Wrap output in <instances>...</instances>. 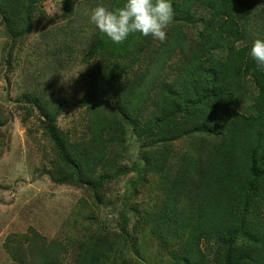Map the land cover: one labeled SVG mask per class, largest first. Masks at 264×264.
<instances>
[{
	"label": "rangeland",
	"instance_id": "374dc122",
	"mask_svg": "<svg viewBox=\"0 0 264 264\" xmlns=\"http://www.w3.org/2000/svg\"><path fill=\"white\" fill-rule=\"evenodd\" d=\"M18 1L21 13L26 11L30 20L28 34L9 41L0 19V264H51L55 255L59 262L71 264L79 246L96 234L110 241L113 248L95 264H186L173 257L172 251L185 247L194 220L185 228L182 221L165 217L161 205L169 200V179L183 163H191V177L181 190L183 200L177 206L186 214L191 212L196 205L191 203L192 194L205 190L200 178L207 167L205 159L219 141L200 130L195 120L194 125L176 132L171 122L164 132L152 129L148 134V129L136 131L126 125L117 135L119 140L109 147L106 163L95 168L94 175L104 174L98 184L88 188L61 182L67 174V165L60 157L64 145L71 147L89 136L88 111L74 101L91 94L93 99L104 92V82L95 83L91 74L96 64H107V59L93 57L85 63L81 57L97 31L90 22L91 11L104 0ZM235 1L239 15L242 13L248 24L246 33L264 40V0ZM191 12L192 18L185 21L178 14L169 25L179 27L193 46L207 10L196 7ZM170 29H165L166 37ZM150 42L160 43L153 38ZM165 42L167 38L161 43ZM181 60L184 58L175 50L159 71L155 85L169 83L174 90ZM110 67L114 68V63ZM122 74L116 79L119 76L121 80ZM106 83L112 81L107 78ZM157 89L162 90L150 89L139 117L152 118L165 106H172L166 115L172 118L176 110L175 117L184 119L183 110L174 105L177 93L164 87L160 102ZM151 100L157 103L156 109ZM43 107L53 113L54 129L61 136L57 143L62 145L52 139L55 131L42 116ZM75 150L78 156L83 152L80 146ZM151 163L160 170L146 169ZM214 176L209 173L210 181ZM243 192H236V205L218 198V210L230 209L236 225L243 215L250 218L256 212L251 205L241 214L246 197ZM197 248V264H222L223 252L227 253L212 238H201Z\"/></svg>",
	"mask_w": 264,
	"mask_h": 264
},
{
	"label": "trees",
	"instance_id": "16d2710c",
	"mask_svg": "<svg viewBox=\"0 0 264 264\" xmlns=\"http://www.w3.org/2000/svg\"><path fill=\"white\" fill-rule=\"evenodd\" d=\"M124 3L125 0H104L103 6L115 9ZM171 3L174 11L172 21L180 14L185 21L192 18V8L207 10V17L193 46L189 45L190 39L180 32L179 27L170 25L167 42L158 45L150 42L152 37L140 33L130 34L123 43L116 44L97 29L93 43L81 57L85 63L93 57L107 59V64L101 61L96 64L95 72L91 74L95 83L104 82V92L93 99H90L91 94L74 101V105L88 111L86 126L89 136L79 144H71L72 153L71 147L64 145V153L60 157L67 165V174L61 182L88 188L98 184L104 174L94 175L95 168L106 163L109 147L119 140L117 135L126 125H132L136 131L148 129L145 133L148 134L152 129L157 133L164 132L171 122L176 132L190 123L194 125L195 120L199 122L200 130L218 140L219 144L205 159L207 167L200 175L205 190L198 189L192 194L191 203L196 202V205L192 206L189 214L183 209L178 210L177 206L183 200L180 193L191 177L189 170L193 165L183 163L169 179V195L166 197L169 200H164L161 205L165 217L182 221L185 228L194 220L190 233L186 235L185 247L172 251L173 257L186 264H197L199 240L212 238L221 250L227 251L223 252L222 264H264V70L258 69L256 61L249 55L257 37L246 33L248 24L244 15H239L235 0H171ZM19 4L18 0H0L4 33L13 42L28 34L30 29V20L26 11L21 13ZM175 50L184 58L179 63L175 89H170L172 85L169 83L155 85L159 71L173 57ZM216 50L222 53L215 54ZM113 63L114 68H111ZM137 64L139 67L133 69ZM121 72L123 78L119 80L118 76L116 79ZM107 78L112 84L106 83ZM157 87L162 90L166 87L169 92L177 93L178 101L174 105L183 110L184 119L175 117L176 110L171 113L172 118L166 115L172 106H165L152 118L139 117L150 89ZM162 90H158L160 102ZM151 103L156 109L157 103L152 100ZM98 107L103 109L97 111ZM41 114L49 128L55 131L52 139L57 143L61 136L54 129L53 113L43 107ZM78 146L83 149L80 156L75 150ZM61 151L62 147L59 148ZM146 169L160 170L152 163ZM209 173L215 175L213 182ZM235 190L237 193L244 191L242 194L246 195L241 214H245L248 206L256 208L252 217L243 215L238 225L231 217L230 209L220 207L218 210L217 207L218 198L233 203L237 195ZM233 204L236 205L235 202ZM156 232L159 234L157 229ZM103 238L91 235L79 246L71 264L103 261L113 248V244ZM39 264H49V261ZM51 264L63 263L55 255ZM119 264L128 263L123 261Z\"/></svg>",
	"mask_w": 264,
	"mask_h": 264
},
{
	"label": "clouds",
	"instance_id": "9594fccd",
	"mask_svg": "<svg viewBox=\"0 0 264 264\" xmlns=\"http://www.w3.org/2000/svg\"><path fill=\"white\" fill-rule=\"evenodd\" d=\"M173 15L171 0H125L122 7L115 9L96 6L91 11L90 22L116 44L123 43L133 33L164 42L165 29ZM249 55L257 68L264 70V40L256 39Z\"/></svg>",
	"mask_w": 264,
	"mask_h": 264
}]
</instances>
